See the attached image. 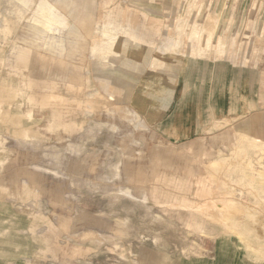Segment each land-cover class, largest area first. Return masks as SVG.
Returning <instances> with one entry per match:
<instances>
[{"label": "rangeland", "instance_id": "374dc122", "mask_svg": "<svg viewBox=\"0 0 264 264\" xmlns=\"http://www.w3.org/2000/svg\"><path fill=\"white\" fill-rule=\"evenodd\" d=\"M230 67L257 71L264 109V0H0V264L211 256L228 237L264 258V130L220 118ZM174 99L191 128L169 137L190 141L154 127Z\"/></svg>", "mask_w": 264, "mask_h": 264}, {"label": "crops", "instance_id": "0c3cea01", "mask_svg": "<svg viewBox=\"0 0 264 264\" xmlns=\"http://www.w3.org/2000/svg\"><path fill=\"white\" fill-rule=\"evenodd\" d=\"M100 48V47H99ZM96 51V49H95ZM232 71L230 75L232 78H234V83L232 86L229 87H220V93L219 98L216 100V107L218 112L220 113V118H223L224 116L229 115H236L240 118H250L249 120H244V128L245 129H256L261 128L264 130V122H260V119H264V109L260 108L258 106V101L256 99L259 95V87H258V73L256 70H247V69H237L235 67H230ZM229 73L228 71H226ZM229 76V74H228ZM206 78V75H205ZM110 79V77H108ZM125 80V79H124ZM264 81V78H263ZM178 85L176 84V88L174 91V98L176 97V92L178 91ZM123 90V96H130L131 94H126V89ZM206 93V92H205ZM156 96L161 99V102L164 100V93L157 92ZM240 98L244 101L243 104L237 103L235 100L236 98ZM248 98L251 99V107H248ZM209 103H205L203 105L202 110H199L200 112H203L205 115L207 113L212 114L213 112H216L212 107L211 100H208ZM168 108L166 109L163 104L158 108L157 112H168V115L166 118H162L159 122L155 123L154 126L157 130L161 131L163 134L166 135V137L169 135H173V131L176 132L177 130L178 134H180V128L183 130L191 128V125L187 126H179L177 124V121L175 120V112L177 111L178 104L176 103V99L170 101V103H167ZM170 106V108H169ZM255 106V107H254ZM246 107V108H244ZM61 112L60 110L58 111ZM171 114V115H170ZM170 116V118H169ZM58 121V119L56 118ZM60 121V117H59ZM258 126V127H257ZM256 127V128H255ZM186 133V131H184ZM185 137L182 140L178 139H172L170 142L173 143H179L181 141L187 142L190 141V137ZM182 142V143H183ZM264 144V142H263ZM130 171V170H129ZM127 196V195H125ZM129 197V196H127ZM195 229H203L205 231L203 222H195ZM206 232V231H205ZM242 233V232H241ZM205 236L213 237L212 234L209 233H203ZM255 235V234H254ZM253 237V234H252ZM254 238H256L254 236ZM241 241L240 238H223L216 241V244L213 249V254L211 256L204 255V256H192V257H184L181 258L179 256L171 255L170 258L164 257L157 261L154 259L146 249H141L139 253V261L138 264H264V258L258 255L256 252L248 253V251L244 248L245 244L243 241ZM234 249H236V252L234 253ZM87 251V250H86ZM85 250L82 252L87 253ZM88 256V255H87ZM86 256V257H87ZM81 260V259H80ZM79 260V261H80ZM83 261V260H81Z\"/></svg>", "mask_w": 264, "mask_h": 264}, {"label": "bare ground", "instance_id": "6f19581e", "mask_svg": "<svg viewBox=\"0 0 264 264\" xmlns=\"http://www.w3.org/2000/svg\"><path fill=\"white\" fill-rule=\"evenodd\" d=\"M207 11V10H206ZM220 11H222L221 13H223V10H220ZM178 19H180L179 17H178ZM213 19H215V17L213 18ZM212 19V20H213ZM183 20V19H182ZM181 21V20H180ZM213 21H215V20H213ZM217 21H218V19H216V22L214 23V22H212V21H209L208 20V18L207 19H202V20H199V19H197V20H195V23L197 24H195L194 26L196 27V26H198V22L200 23V22H202L203 24H204V26L206 27V25H211L212 27H213V29L216 27V23H217ZM178 23H180V22H178ZM177 23V24H178ZM183 23H184V21H183ZM190 25V24H189ZM193 27V26H192ZM116 28V27H115ZM112 29V28H111ZM118 33V30H115V31H110V30H107V31H105V35H108V37H109V40L106 42L107 43V46H106V48H108V49H113V50H118V49H120V50H122V46L123 45H125L126 46V50L129 52V53H131V54H137V55H140V56H145V49L143 48V47H139V48H137V49H134L133 47H130V46H128V43L126 42V40L125 39H122L120 36H118L117 35V33ZM198 33V29H195L194 30V34L196 35ZM134 34V33H133ZM130 35V34H129ZM239 35H237L236 36V38L238 37ZM257 38V37H256ZM257 39H259V38H257ZM142 41H144L145 43H150L151 44V42H147V40H145L144 38H142ZM260 41V40H259ZM257 42V41H256ZM169 46L167 47V50H169ZM28 54V53H27ZM22 56V55H21ZM26 56V55H25ZM255 131V130H254ZM254 139V138H253ZM255 140V139H254ZM252 141V140H251ZM256 141V140H255ZM254 143V142H253ZM256 143V142H255ZM255 147V146H254ZM259 148L260 149H262L263 151H264V147H262L261 145H259ZM262 152V151H261ZM248 153V152H247ZM264 153V152H263ZM262 153V154H263ZM244 155H246V153H244ZM247 156V155H246ZM245 156V157H246ZM258 156V155H257ZM256 156V157H257ZM256 157H255V159H256ZM239 158H240V156H239ZM242 159H243V157H242ZM247 159V158H246ZM245 159V160H246ZM250 159V158H249ZM244 160V159H243ZM243 160H242V162H243ZM264 160V156L263 157H261L260 159H258V162H259V164H258V166H260V167H263L264 168V166H261L260 165V163L261 164H263L262 163V161ZM232 161V160H231ZM233 162V161H232ZM231 162V164H235V163H232ZM210 164L213 166V167H215V168H217V169H224V167L228 164L229 166H230V161H229V159L227 158V159H214V160H211V162H210ZM227 165V166H228ZM240 166V165H239ZM239 166H237V167H239ZM256 166H257V163H256ZM235 167H236V165H235ZM236 167V168H237ZM254 167H255V161L254 160H252V159H250L246 164H245V168L244 169H249L250 170V168L253 170L254 169ZM226 168V167H225ZM240 168H242V166L240 167ZM227 170V169H226ZM261 173H263V171L262 170H259ZM213 180V179H212ZM264 181V180H263ZM226 188V187H225ZM227 193H228V190L226 191ZM230 192V191H229ZM123 195H127V196H129L130 198H133V199H135V196L129 191V189H128V191H122L121 192ZM224 193V192H223ZM144 200V202H147V198H144L143 199ZM231 202V208L233 209V211H235V212H237V214H241V215H244L243 213H246V211H244L245 209L244 208H248L249 209V207H243V206H245L244 204L242 205V204H240L239 202L237 203V204H234V202H232V201H230ZM229 202V203H230ZM234 205H233V204ZM229 205V206H230ZM242 209H243V213H242ZM247 210V209H246ZM248 212V214L246 215L245 214V216H248L249 215V213H251V211H247ZM236 214V215H237ZM251 215V214H250ZM249 215V216H250ZM256 218V217H255ZM262 225V224H261ZM235 226H236V224H235ZM234 225H233V227L232 228H234L235 227ZM238 230V229H237ZM202 233H206L203 229H201L200 230ZM234 231H235V229H234ZM238 234H240V236H241V232H238ZM244 236V235H243ZM242 237V236H241ZM244 240V239H243ZM246 241V240H245Z\"/></svg>", "mask_w": 264, "mask_h": 264}]
</instances>
